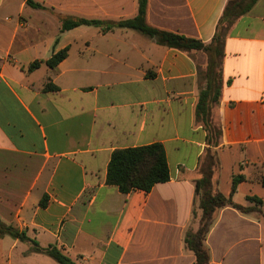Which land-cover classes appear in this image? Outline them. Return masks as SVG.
Instances as JSON below:
<instances>
[{
	"label": "crops",
	"instance_id": "0c3cea01",
	"mask_svg": "<svg viewBox=\"0 0 264 264\" xmlns=\"http://www.w3.org/2000/svg\"><path fill=\"white\" fill-rule=\"evenodd\" d=\"M33 1L44 8L0 0L4 223L16 224L41 247L57 246L74 264H192L184 236L197 229L201 215L195 182L207 147L217 157L214 190L242 206L257 197L264 210V0L227 29L221 95L209 116L218 131L212 144L195 118L202 51L159 45L126 28L60 31L59 16L127 19L138 0ZM146 1L148 24L207 43L228 0ZM65 47L67 56L48 67L45 60ZM49 81L56 90L44 91ZM154 142L164 147L168 181L128 193L106 183L114 149ZM237 174L244 179L231 193ZM6 239L0 249L18 246V239ZM24 244L31 243L0 264H46L49 256ZM204 244L207 264H264V219L224 206Z\"/></svg>",
	"mask_w": 264,
	"mask_h": 264
},
{
	"label": "trees",
	"instance_id": "16d2710c",
	"mask_svg": "<svg viewBox=\"0 0 264 264\" xmlns=\"http://www.w3.org/2000/svg\"><path fill=\"white\" fill-rule=\"evenodd\" d=\"M257 0H228L224 6L222 14L217 22L213 37L209 42L189 37L183 34L162 30L151 26L146 21V0H138L136 14L127 19H87L73 16H59L60 31H65L78 25H91L98 27L101 32L112 31L118 28L133 29L140 33L152 37L156 43L182 51L200 50L206 55V64L202 72L198 71L200 80L198 88V98L195 105V118L201 121L211 137L207 138L209 144L215 143L218 131L210 122V109L218 103L221 95V61L224 56V39L227 29L240 16L247 13ZM25 3L34 8H44L40 3L33 0H25ZM68 48H62L45 60V64L52 68L67 56ZM39 65V61H33L29 69ZM57 86L51 81L44 85V91L56 90ZM212 133V134H211ZM213 135V136H212ZM216 145V144H215ZM208 165L202 170V177L195 182L196 194H199V208L201 215L198 227L194 232H187L184 236L186 247L194 252L195 261L192 264H207L209 261L208 249L204 244V239L208 233L218 209L224 206H232L243 214L255 212L264 218L262 201L257 197H248V201L253 205L242 206L232 202L229 196H224L219 191L214 190L213 173L217 165L216 152L206 148ZM244 179L242 174L233 175L231 178V193L235 191L237 184ZM169 180V169L166 160L165 150L160 142L146 145L114 149L111 152L105 181L107 184L115 185L122 193L132 190L149 191L156 183ZM264 185V177L260 178ZM39 205L45 207V196L39 201ZM10 236L20 241H30L36 253H42L52 258L57 264H74L55 245L41 247L26 235L24 230H19L11 224H6L0 219V238Z\"/></svg>",
	"mask_w": 264,
	"mask_h": 264
},
{
	"label": "rangeland",
	"instance_id": "374dc122",
	"mask_svg": "<svg viewBox=\"0 0 264 264\" xmlns=\"http://www.w3.org/2000/svg\"><path fill=\"white\" fill-rule=\"evenodd\" d=\"M83 18V17H82ZM96 28H98V27H96ZM99 29V28H98ZM99 31H100V29H99ZM101 32V31H100ZM208 155V154H207ZM208 157L206 156V157H204V160H203V164H202V170H203V168L205 167V164L206 165H208ZM205 162V163H204ZM254 203H250L249 205H253ZM251 214H254L255 215V212H250ZM263 218V217H262ZM264 219V218H263ZM199 222V221H198ZM12 226H15V227H17V225L16 224H11ZM198 227V226H197ZM18 228V227H17ZM6 240H9V242L12 240V238L10 237V236H8V235H6ZM24 243V241H20L19 240V243H18V246L16 247V248H11V250H9V247H10V244H6V243H4L3 244V246L1 247V249H0V260L2 261V262H6V259H7V255L8 256H11V255H14L17 251H18V249H19V247H21V245ZM26 247H28L29 249H31L32 248V244H30V245H28L27 246V244H24ZM47 258V257H46ZM45 260V262H46V264H55L50 258L49 259H44Z\"/></svg>",
	"mask_w": 264,
	"mask_h": 264
}]
</instances>
